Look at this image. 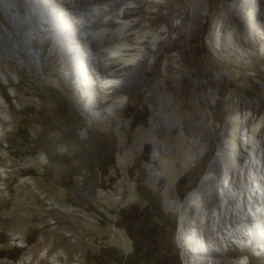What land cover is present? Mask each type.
<instances>
[{
  "label": "rangeland",
  "instance_id": "rangeland-1",
  "mask_svg": "<svg viewBox=\"0 0 264 264\" xmlns=\"http://www.w3.org/2000/svg\"><path fill=\"white\" fill-rule=\"evenodd\" d=\"M209 1L171 0L185 17L186 35L154 51L139 84L113 112L93 114L84 105L54 34L33 40L40 62L10 53L0 40V264L27 258L28 264H142L118 223L134 208L151 210L148 229L154 227L171 264H264L251 243L214 249L207 235L183 229L194 211L199 222L191 223L211 224L196 203L193 209L185 203L198 189L208 194L226 186L206 174L218 156L217 132H226L237 101L264 111L262 36L251 17L262 14L264 0ZM244 22L255 43L249 48L235 35ZM0 24L11 28L1 10ZM39 24L35 16L23 29ZM171 43L194 56V73H178ZM243 152L231 149L221 165L234 170ZM253 230L254 241L264 239Z\"/></svg>",
  "mask_w": 264,
  "mask_h": 264
},
{
  "label": "bare ground",
  "instance_id": "bare-ground-1",
  "mask_svg": "<svg viewBox=\"0 0 264 264\" xmlns=\"http://www.w3.org/2000/svg\"><path fill=\"white\" fill-rule=\"evenodd\" d=\"M213 2L210 0L208 6ZM24 6L27 12L21 13ZM0 10L11 26L8 29L0 24V40L12 54L26 52L32 60L40 62V51L31 46L33 40L49 34L56 36L66 55L70 77L84 105L93 114L119 108L126 95L141 81L140 75L147 72L154 51L170 38L178 39L187 32L185 17L181 11L174 12L171 0H0ZM162 10L167 11L166 16ZM35 16L40 20L38 28L25 31L24 25L27 21L33 22ZM251 17L255 18L254 29L257 28L262 36L259 46L264 52V11L262 14L253 11ZM49 22L52 29L43 31ZM198 29L195 25L192 33ZM251 34L252 30L244 22L235 34L236 40L249 48L255 45ZM168 49L170 59L179 65L178 73H194L196 60L183 45L171 43ZM242 52L247 51L242 49ZM79 63L83 65L84 78L77 73ZM236 105L226 132L223 135L217 132L218 156L206 174L214 182L224 179L226 186L222 191L209 190L211 194L198 189L185 203L188 209H193L196 203V209L198 206L211 224L191 223L190 220L199 222V213L194 211L183 229L190 234L207 235L214 249L251 243L264 256V239L254 241L253 230H260L264 235V111L245 104L242 99ZM239 126L242 135L237 137ZM240 147L244 152L238 162L230 165L234 170L221 165L231 149L237 151ZM184 243L189 244V241L185 239ZM18 264H28V258ZM199 264H209V261Z\"/></svg>",
  "mask_w": 264,
  "mask_h": 264
},
{
  "label": "trees",
  "instance_id": "trees-1",
  "mask_svg": "<svg viewBox=\"0 0 264 264\" xmlns=\"http://www.w3.org/2000/svg\"><path fill=\"white\" fill-rule=\"evenodd\" d=\"M144 216H147L146 220L143 218ZM151 219V210L140 211L138 208H134L128 212L124 211L118 223L120 227L126 230L129 239L133 243L135 257L139 258L142 264H171L161 256L158 240H155L156 231H154V227L148 229V222L152 223ZM173 229L171 230L170 238L173 240V249L176 250ZM175 264H179V261L177 260Z\"/></svg>",
  "mask_w": 264,
  "mask_h": 264
},
{
  "label": "water",
  "instance_id": "water-1",
  "mask_svg": "<svg viewBox=\"0 0 264 264\" xmlns=\"http://www.w3.org/2000/svg\"><path fill=\"white\" fill-rule=\"evenodd\" d=\"M146 152L149 153L150 152V148H147ZM184 183H185V180L182 182V184H184Z\"/></svg>",
  "mask_w": 264,
  "mask_h": 264
}]
</instances>
